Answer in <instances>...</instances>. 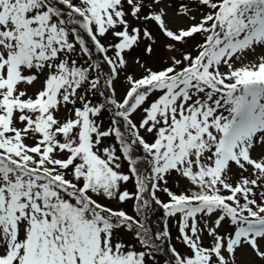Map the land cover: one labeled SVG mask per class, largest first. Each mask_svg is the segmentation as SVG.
Wrapping results in <instances>:
<instances>
[{"label":"snow or ice","instance_id":"1","mask_svg":"<svg viewBox=\"0 0 264 264\" xmlns=\"http://www.w3.org/2000/svg\"><path fill=\"white\" fill-rule=\"evenodd\" d=\"M0 264H264V0H0Z\"/></svg>","mask_w":264,"mask_h":264}]
</instances>
